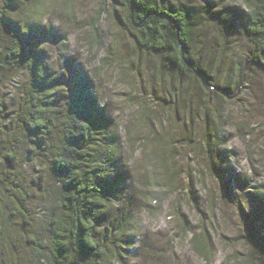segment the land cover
I'll use <instances>...</instances> for the list:
<instances>
[{"label":"rangeland","instance_id":"obj_1","mask_svg":"<svg viewBox=\"0 0 264 264\" xmlns=\"http://www.w3.org/2000/svg\"><path fill=\"white\" fill-rule=\"evenodd\" d=\"M148 1L188 12L189 54L220 88L208 100L200 99L192 78L181 81L135 48L124 0H0L5 43L37 35L31 45L37 82L31 62L1 74L9 116L16 119L26 92L39 83L48 107L90 110L91 167L111 193L97 217L96 238L107 249L98 264H264V217L251 214L255 197L264 199V73L250 60L252 46L241 32L246 6L241 0ZM240 61L246 77L237 84ZM167 142L178 176L171 192L162 191L155 156ZM27 156L23 168L43 187L32 190L26 213L0 209L3 261L55 264L49 227L58 206L49 188L57 190L59 180L34 150ZM3 194L0 188V208ZM156 195L162 199H150ZM175 204L187 222L171 212ZM25 217L31 222L24 224ZM24 226L34 240L25 238ZM194 230L206 236L208 259L191 243ZM18 232L23 237L8 251L3 236Z\"/></svg>","mask_w":264,"mask_h":264},{"label":"trees","instance_id":"obj_2","mask_svg":"<svg viewBox=\"0 0 264 264\" xmlns=\"http://www.w3.org/2000/svg\"><path fill=\"white\" fill-rule=\"evenodd\" d=\"M241 1L246 6L243 9L241 32L252 46L250 60L264 73V0ZM124 7L125 23L134 35L136 49L155 56L161 70L177 75L181 81L192 78L198 85L200 94L202 93L201 100H208L211 91L216 92L214 87L220 89L215 77L199 63H195L189 54L193 24L188 12L148 0H124ZM18 31L24 34V30ZM36 40L37 35L32 33L7 44L5 42L8 39L0 36V83L1 74L8 68L24 63L29 65L31 62L30 66L34 65L33 69H36L35 55L31 54V45ZM245 67V62L240 61L237 84L246 77ZM37 80L35 70L33 82L36 83ZM37 86L26 92L25 101L15 120L12 115L9 116L8 108L0 95V188L5 195L0 209L6 213L9 209L23 210L24 213L31 201L32 190L42 189L40 179L30 177L22 164L21 157L27 158V154L34 150L41 162L53 170L59 180L55 187L60 192L54 187L49 188V194L56 191L55 203L58 206L54 208L55 218L49 227L50 243L55 249L52 252L55 264H98L107 249L102 238H96L97 217L111 193L105 181L91 167V148L96 138L93 117L88 109L70 107L60 113V110L48 107L43 92L46 88L42 83ZM58 130L62 136L55 138L54 134ZM210 138L211 136L208 137ZM158 144L161 142L158 141ZM171 146L167 142L160 148L159 155H155L163 170L160 176L162 191L167 188L169 192L173 191L178 180L177 169L171 164ZM24 150H27L26 155L22 153ZM225 174L222 172L219 175ZM239 185H242L241 180ZM13 197L17 198L18 204L10 202L11 199L14 200ZM151 198L160 200L162 196ZM254 201L256 206L251 214L256 216L257 221L259 216L264 217V199L256 196ZM173 207L171 212L181 217V223L182 220L187 222L185 214L178 210L179 205L175 204ZM30 222L25 217L24 224ZM2 228L0 226V231ZM24 229L25 238L34 240L25 226ZM18 233L12 238L3 236L8 251L23 237L22 232ZM0 239L2 240L1 233ZM205 240L203 231L194 230L191 243L202 257L208 259L212 251L205 245ZM2 250L3 247H0V264H4ZM70 256L73 257L70 259Z\"/></svg>","mask_w":264,"mask_h":264}]
</instances>
